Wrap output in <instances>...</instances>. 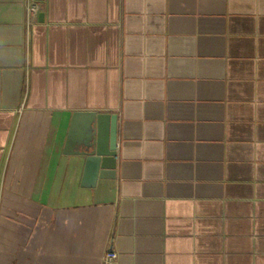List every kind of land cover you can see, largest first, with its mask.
<instances>
[{
    "label": "crops",
    "instance_id": "1",
    "mask_svg": "<svg viewBox=\"0 0 264 264\" xmlns=\"http://www.w3.org/2000/svg\"><path fill=\"white\" fill-rule=\"evenodd\" d=\"M88 112L118 117L104 177ZM109 251L264 264V0H0V264Z\"/></svg>",
    "mask_w": 264,
    "mask_h": 264
},
{
    "label": "water",
    "instance_id": "2",
    "mask_svg": "<svg viewBox=\"0 0 264 264\" xmlns=\"http://www.w3.org/2000/svg\"><path fill=\"white\" fill-rule=\"evenodd\" d=\"M86 132L79 154L86 157V170L97 177L114 172L118 156V117L115 114L85 113Z\"/></svg>",
    "mask_w": 264,
    "mask_h": 264
},
{
    "label": "built area",
    "instance_id": "3",
    "mask_svg": "<svg viewBox=\"0 0 264 264\" xmlns=\"http://www.w3.org/2000/svg\"><path fill=\"white\" fill-rule=\"evenodd\" d=\"M37 11V5L34 3H29L27 7V14L29 17L33 16ZM118 257V254L114 251L107 252L105 256V262L106 264H113L116 262V259Z\"/></svg>",
    "mask_w": 264,
    "mask_h": 264
}]
</instances>
